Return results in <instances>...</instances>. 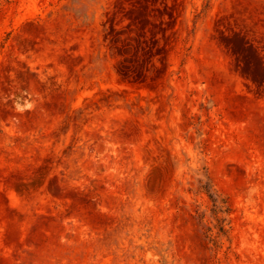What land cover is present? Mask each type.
<instances>
[{
    "label": "rangeland",
    "instance_id": "obj_1",
    "mask_svg": "<svg viewBox=\"0 0 264 264\" xmlns=\"http://www.w3.org/2000/svg\"><path fill=\"white\" fill-rule=\"evenodd\" d=\"M0 264H264V0H0Z\"/></svg>",
    "mask_w": 264,
    "mask_h": 264
}]
</instances>
